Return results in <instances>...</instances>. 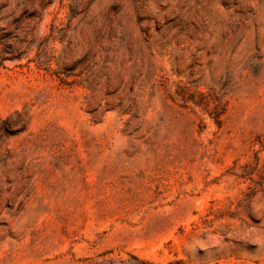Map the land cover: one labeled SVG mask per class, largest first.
<instances>
[{"label":"rangeland","instance_id":"obj_1","mask_svg":"<svg viewBox=\"0 0 264 264\" xmlns=\"http://www.w3.org/2000/svg\"><path fill=\"white\" fill-rule=\"evenodd\" d=\"M4 1L0 264H264V0Z\"/></svg>","mask_w":264,"mask_h":264},{"label":"trees","instance_id":"obj_2","mask_svg":"<svg viewBox=\"0 0 264 264\" xmlns=\"http://www.w3.org/2000/svg\"><path fill=\"white\" fill-rule=\"evenodd\" d=\"M5 1H7V0H5ZM5 1L3 4H6ZM16 5L22 6V14L15 16L12 19L13 22L20 21L23 15H26V16L42 15V13L46 7L44 0H17Z\"/></svg>","mask_w":264,"mask_h":264}]
</instances>
